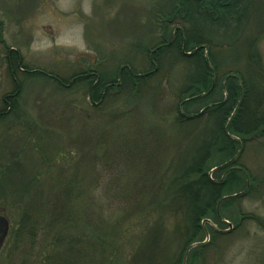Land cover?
Here are the masks:
<instances>
[{
    "label": "rangeland",
    "instance_id": "1",
    "mask_svg": "<svg viewBox=\"0 0 264 264\" xmlns=\"http://www.w3.org/2000/svg\"><path fill=\"white\" fill-rule=\"evenodd\" d=\"M259 1V8H264V0ZM168 4V0H0V110L15 87L4 59L7 49H14L24 64V69L14 71L21 88L19 104L0 122V213L11 226L19 213L9 194L3 199L2 192L35 195L38 188L31 178L51 186L82 159L81 178L99 181L89 193L83 184V191L102 205L110 197L119 199L121 207L116 210L134 212L113 241L116 259L125 264L145 232L159 225L157 234L168 249L179 250V220L170 214L166 201H158L163 198V177L171 161L186 157L192 135H202V128L209 127L176 126L174 111L187 69L169 63L150 82L134 91L128 88L123 95L112 93L98 108L91 105L84 86L66 88L51 79L65 82L95 63L102 65L106 79L127 61L136 73L149 71L143 51L162 38L154 14ZM260 52L264 65V38ZM33 71L48 77H27L25 72ZM107 163L110 169L105 172L100 166ZM240 166L254 180L250 193L245 195L240 187L232 191L241 196L222 210L221 224H205L203 249L192 262L187 257L185 264H264V138L245 147ZM214 231L221 236L213 237Z\"/></svg>",
    "mask_w": 264,
    "mask_h": 264
},
{
    "label": "trees",
    "instance_id": "2",
    "mask_svg": "<svg viewBox=\"0 0 264 264\" xmlns=\"http://www.w3.org/2000/svg\"><path fill=\"white\" fill-rule=\"evenodd\" d=\"M259 2L168 0V6L154 14L155 26L161 23L162 38L143 51L148 54L149 71L136 73L127 61L106 79L102 65L95 63L65 82L51 78L66 88L84 86L91 105L98 108L112 93L123 95L128 88L134 91L150 82L169 63L189 72L174 111L176 126L182 130L209 127L202 128V135H192L185 158L171 161L163 177V198L158 200L160 204L166 201L170 214L179 220L176 233L180 247L177 251L172 246L168 249L157 234L159 225L145 232L125 264H184L188 249L202 242L203 223L221 224L222 210L239 198H230L237 193L232 191L240 187L247 191L245 195L250 193L254 180L240 166V160L248 144L264 138V65L260 52L264 8H259ZM7 51L4 59L15 87L3 99L0 122L16 111L21 88L14 71L24 69L19 54L12 48ZM25 73L27 77H48L40 71ZM79 160L51 186L31 178V184L38 188L35 195L1 193L3 199L9 194L19 213L6 252L0 255L2 264H123L111 249L134 212L116 210L121 207L119 199L110 197L108 204L102 205L88 194V188H97L99 181L81 178L83 163ZM95 164L93 172L98 166ZM109 165L100 167L107 172ZM83 184L88 193L83 191ZM224 198L228 199L222 202ZM220 236L213 232V237ZM202 249H193L188 262L198 258Z\"/></svg>",
    "mask_w": 264,
    "mask_h": 264
},
{
    "label": "water",
    "instance_id": "3",
    "mask_svg": "<svg viewBox=\"0 0 264 264\" xmlns=\"http://www.w3.org/2000/svg\"><path fill=\"white\" fill-rule=\"evenodd\" d=\"M215 170H213V172H215ZM241 195H234L233 197H230V198H237V197H240ZM228 198H224L223 201L227 200ZM209 221H205L203 223V225H205L206 223H208ZM11 223L9 221V219L3 214V213H0V255L2 254L7 242H8V239H9V236H10V233H11ZM229 232V231H228ZM227 233V232H225ZM201 244L200 243H197L193 246H191L188 251H187V254L184 258V264L186 262V259L189 255V253L196 247H199Z\"/></svg>",
    "mask_w": 264,
    "mask_h": 264
}]
</instances>
